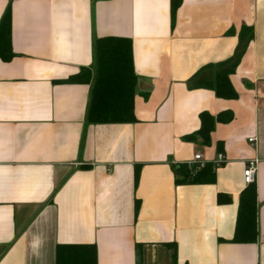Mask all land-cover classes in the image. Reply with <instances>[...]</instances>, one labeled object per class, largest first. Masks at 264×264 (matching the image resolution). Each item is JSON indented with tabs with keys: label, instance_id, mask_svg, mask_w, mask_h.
I'll use <instances>...</instances> for the list:
<instances>
[{
	"label": "crops",
	"instance_id": "0c3cea01",
	"mask_svg": "<svg viewBox=\"0 0 264 264\" xmlns=\"http://www.w3.org/2000/svg\"><path fill=\"white\" fill-rule=\"evenodd\" d=\"M9 6L0 264H56L63 245L95 246L98 264H264V0H0V22ZM243 27L254 39L231 77L238 98L190 90L201 68L235 54ZM112 37L132 42L137 122L91 124L93 84L68 81L95 75L96 42ZM225 111L234 120L209 146L185 141L202 112ZM199 154L214 165L224 157L216 181L177 184L174 168ZM251 160L259 238L238 244Z\"/></svg>",
	"mask_w": 264,
	"mask_h": 264
},
{
	"label": "trees",
	"instance_id": "16d2710c",
	"mask_svg": "<svg viewBox=\"0 0 264 264\" xmlns=\"http://www.w3.org/2000/svg\"><path fill=\"white\" fill-rule=\"evenodd\" d=\"M179 4L172 6V19L175 21ZM234 34V31L230 32ZM254 39L253 28L243 27L239 34V44L235 54L229 59L209 64L201 68L188 81L190 90H211L224 100H235L238 93L231 77L234 75ZM16 57L12 50V16L9 6L0 22V59L10 62ZM86 73L85 77L83 75ZM93 84L88 111L91 124H131L136 123L135 94L137 75L134 68L132 42L125 38H103L96 42L95 75L84 71L68 83ZM234 120V113L225 111L217 116L208 112L200 114V129L186 136L187 142L201 141L211 144V135L218 124H228ZM221 146V144H220ZM187 165L174 168L177 184H207L216 181L215 165L208 163L195 171ZM259 238L258 194L255 185H248L240 197L233 243L253 244ZM175 253V261H176ZM56 264H98L95 246L63 245L57 248ZM176 264V263H175Z\"/></svg>",
	"mask_w": 264,
	"mask_h": 264
},
{
	"label": "built area",
	"instance_id": "2783aa9c",
	"mask_svg": "<svg viewBox=\"0 0 264 264\" xmlns=\"http://www.w3.org/2000/svg\"><path fill=\"white\" fill-rule=\"evenodd\" d=\"M250 142L253 143L254 139L250 140ZM223 162L224 157L220 156L219 160L215 163V166L220 167ZM195 165H197L195 171L202 169L206 165V163L202 161V156L200 154L195 156L194 162L189 165L190 169H192ZM258 165V160H251L246 164L244 169V183L247 186L255 183L258 173Z\"/></svg>",
	"mask_w": 264,
	"mask_h": 264
}]
</instances>
